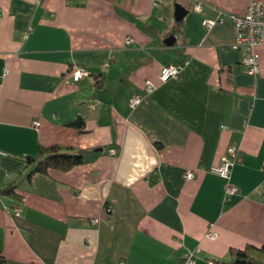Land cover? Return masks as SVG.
Masks as SVG:
<instances>
[{
	"label": "crops",
	"instance_id": "1",
	"mask_svg": "<svg viewBox=\"0 0 264 264\" xmlns=\"http://www.w3.org/2000/svg\"><path fill=\"white\" fill-rule=\"evenodd\" d=\"M250 2L0 0V264H182L198 248L196 264H235L231 248L264 242V44L248 73L229 18ZM51 145L86 159L29 177ZM230 146L227 179L211 168Z\"/></svg>",
	"mask_w": 264,
	"mask_h": 264
},
{
	"label": "built area",
	"instance_id": "2",
	"mask_svg": "<svg viewBox=\"0 0 264 264\" xmlns=\"http://www.w3.org/2000/svg\"><path fill=\"white\" fill-rule=\"evenodd\" d=\"M196 10L201 11L202 5L198 4L195 7ZM232 22V26L235 32V40L233 42V47L236 49H242L244 51L243 63L246 66V70L250 74H257L260 70V53L258 52V47L264 44V6L261 0H251L248 8L244 14L232 13L229 15ZM225 19L219 17L217 19L205 18L204 26L206 28H212L215 24H223ZM132 41L131 38L127 39V43ZM188 64V60L173 61L164 65L161 68L159 78L162 82L169 80L170 78H177L185 65ZM89 75V71L84 66H79L75 68L72 72V79L74 81H79L83 77ZM155 88V84L151 81H147L144 87V92L149 93ZM143 94L137 93L131 99V106L135 107L142 99ZM37 126L41 123L40 121L35 122ZM226 127V126H223ZM111 154L117 153V148H110ZM7 152L0 149V156L5 155ZM239 150L230 146L227 152L222 156V162L220 165L213 166L211 171L229 179L232 166L238 159ZM194 172L189 171L186 174L187 178H192ZM240 192L238 186L228 183L225 186V194L230 195ZM19 213V207L15 209ZM95 221V220H94ZM208 235L212 238L216 236V232L210 231ZM199 248L194 251H186L182 256V264H196V253L199 252ZM213 263L212 260L209 262Z\"/></svg>",
	"mask_w": 264,
	"mask_h": 264
},
{
	"label": "trees",
	"instance_id": "3",
	"mask_svg": "<svg viewBox=\"0 0 264 264\" xmlns=\"http://www.w3.org/2000/svg\"><path fill=\"white\" fill-rule=\"evenodd\" d=\"M77 127L82 128L84 120L79 119L74 123ZM84 151H73L72 149H63L58 145L41 146L39 157L28 156L26 162L35 167L29 172L32 176L36 172L46 173L49 168H58L67 170L84 162ZM14 185H10L2 190L3 193L13 194ZM230 255L235 264H264V242L260 246L248 245L244 248H231Z\"/></svg>",
	"mask_w": 264,
	"mask_h": 264
},
{
	"label": "water",
	"instance_id": "4",
	"mask_svg": "<svg viewBox=\"0 0 264 264\" xmlns=\"http://www.w3.org/2000/svg\"><path fill=\"white\" fill-rule=\"evenodd\" d=\"M189 12V10L184 7L182 4L180 3H177L175 5V20L176 21H181L185 16L186 14ZM176 40V36L175 35H171L167 38L166 42L168 44H172L174 43Z\"/></svg>",
	"mask_w": 264,
	"mask_h": 264
}]
</instances>
